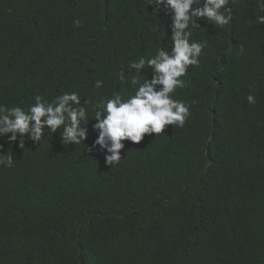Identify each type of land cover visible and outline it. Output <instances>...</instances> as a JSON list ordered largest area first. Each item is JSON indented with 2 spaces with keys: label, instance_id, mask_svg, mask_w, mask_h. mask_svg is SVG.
Here are the masks:
<instances>
[{
  "label": "trees",
  "instance_id": "16d2710c",
  "mask_svg": "<svg viewBox=\"0 0 264 264\" xmlns=\"http://www.w3.org/2000/svg\"><path fill=\"white\" fill-rule=\"evenodd\" d=\"M252 4L228 5L223 29L198 21L207 54L175 97L190 118L124 141L119 165L87 152L95 121L79 145L58 132L23 149L0 138L14 159L0 167V264H264V110L246 102L264 100V25ZM151 12L142 0H0V103L131 91L115 73L170 34Z\"/></svg>",
  "mask_w": 264,
  "mask_h": 264
},
{
  "label": "clouds",
  "instance_id": "9594fccd",
  "mask_svg": "<svg viewBox=\"0 0 264 264\" xmlns=\"http://www.w3.org/2000/svg\"><path fill=\"white\" fill-rule=\"evenodd\" d=\"M253 2V18L250 22L264 25V0ZM235 0H142L144 8H151L158 17L162 13L170 19L167 43L156 46L154 54L139 56L115 73L121 85H129L110 95H98L95 100L82 98L77 91L63 92L51 100L43 95L34 96V103L27 107L8 106L0 103V138L7 137L12 144L18 141L23 149L26 140L40 144L47 140V133H59L62 145H79L88 139L91 121L97 133L87 152L99 151L108 166L119 165L122 160L124 141L139 144L145 136L164 133L167 126L183 128L191 116V103L176 99L177 90L188 87L185 79L192 67H199L206 55L208 41L194 38V32L202 28L198 21H205L215 28H225L233 20ZM79 19L75 26L81 25ZM240 53L244 48L240 46ZM146 77V78H145ZM104 86L96 80L94 87ZM248 105L259 103L264 110L261 96L248 94ZM194 103V102H193ZM12 152L4 151L0 144V167L12 168Z\"/></svg>",
  "mask_w": 264,
  "mask_h": 264
}]
</instances>
